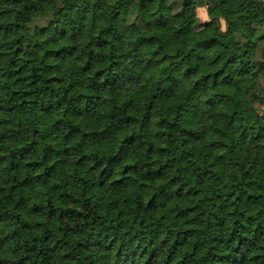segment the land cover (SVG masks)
Returning <instances> with one entry per match:
<instances>
[{"label": "trees", "instance_id": "1", "mask_svg": "<svg viewBox=\"0 0 264 264\" xmlns=\"http://www.w3.org/2000/svg\"><path fill=\"white\" fill-rule=\"evenodd\" d=\"M0 264H264V0H0Z\"/></svg>", "mask_w": 264, "mask_h": 264}, {"label": "rangeland", "instance_id": "2", "mask_svg": "<svg viewBox=\"0 0 264 264\" xmlns=\"http://www.w3.org/2000/svg\"><path fill=\"white\" fill-rule=\"evenodd\" d=\"M198 13H199L198 15H199L200 20L205 19V14H204V11L202 9H200Z\"/></svg>", "mask_w": 264, "mask_h": 264}]
</instances>
